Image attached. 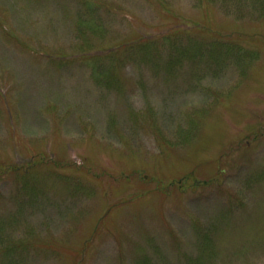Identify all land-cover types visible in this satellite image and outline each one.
<instances>
[{
	"label": "rangeland",
	"instance_id": "obj_1",
	"mask_svg": "<svg viewBox=\"0 0 264 264\" xmlns=\"http://www.w3.org/2000/svg\"><path fill=\"white\" fill-rule=\"evenodd\" d=\"M0 264H264V0H0Z\"/></svg>",
	"mask_w": 264,
	"mask_h": 264
}]
</instances>
